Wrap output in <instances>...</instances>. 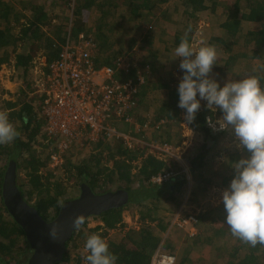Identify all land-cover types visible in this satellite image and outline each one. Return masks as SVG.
Segmentation results:
<instances>
[{
	"label": "trees",
	"instance_id": "1",
	"mask_svg": "<svg viewBox=\"0 0 264 264\" xmlns=\"http://www.w3.org/2000/svg\"><path fill=\"white\" fill-rule=\"evenodd\" d=\"M166 2L167 0H21L23 12L15 10L16 7L12 0H0V65L9 62L8 50H5L9 48L12 51H18L15 53L14 65L20 67L24 72L27 73L33 67L36 56L44 57L41 67L43 71H46L47 65L58 57L61 46L69 38L76 37L79 33H85L89 34L95 43L94 62L96 65L115 67L114 63L117 57L126 56V61L130 63L128 69L126 71L117 68V78L120 81L127 78L137 81L135 76L139 71L145 78H148L147 71L151 68L152 62L146 61L141 64L135 59L133 48L137 43L134 37L127 38L128 41L123 42L122 45L119 44V41L125 38L123 35H126L123 33L126 28H122L123 24L120 25L119 21L123 17L128 22L139 23L141 18L148 14L149 16L158 15L155 12ZM180 3L186 10V24L184 31L175 33L173 36V43L176 46L185 36L191 43L198 20L197 14L206 9L213 11L219 4L215 0H180ZM225 6V19L219 23L222 35L211 36L208 39V44L223 48V51L229 53L227 60L235 62L236 58L246 56L245 52L236 51L234 46L236 42L244 40L246 44H251V56L262 58L264 53V0H229ZM93 11L96 14L95 18L91 20L93 23L91 24L89 23V14ZM161 14L164 15L165 11ZM157 17L159 19V15ZM247 20L261 22V27L249 30L242 35L239 32L240 24ZM120 26L121 28L117 30L116 28ZM140 41L146 45L147 49H145L149 52L152 42L151 35L145 34ZM115 43H118L119 46L116 47ZM124 47L127 49L126 51H131L130 56L127 55L129 53L125 55L122 51ZM149 54L152 58L155 57L153 52H149ZM261 74L253 73L252 75L261 76L260 83L264 86V74ZM145 78L142 83L137 84L135 105L129 113L136 119H142L145 117L143 114L148 111L143 108L150 101L146 99L149 90L153 87L166 90L165 97L153 111V118L155 122H158L157 124L152 123L154 129L150 131L160 127L169 130V126L178 123L181 114L184 115V110L177 106L178 85L158 81L151 86L147 84L148 79L145 80ZM33 87H30L33 92L29 96L25 95L17 100L1 99L3 104L0 110L7 112L9 119H17L14 127L19 135L15 140L0 145V264H11V257L13 264H27V259L33 250L25 237L24 230L9 213L3 200L2 181L10 161L15 163L16 185L21 195L27 202L33 200L31 204L46 220H51L58 213L61 204L67 200H62V203L60 201L69 183L77 186L79 191H81V185L86 184L96 193L107 191L113 185L116 186L115 189L140 192L135 200L111 207L98 214L89 215L88 217L99 219L100 223L89 227L86 218L66 240L64 251L54 264H86L84 257L87 253L84 250V245L87 236L92 233L101 235L107 241L109 250L118 257L116 264H149L161 240L159 232H155L154 227L164 230L170 222L164 215H158V210L161 207L160 200L163 199L164 202H168L167 204L176 203V195L181 192V185L187 181L186 173L177 171L184 172L185 168L181 166L179 169H171L176 164L179 165L178 160L146 152L144 149H153L151 144L146 143L140 148L137 143L132 148L134 151H131V148L124 145L121 138L98 137L97 141H88V145L90 144L91 147L85 151L86 158L84 160L77 162L72 158L76 153L71 149L78 146L76 143L63 153L62 172H51L47 167L49 151L44 153L42 148L48 150L55 138L48 137L43 133L44 118L41 114L43 95L35 93ZM213 115L205 107V103L201 102L194 121L189 124L191 129L202 133V141L196 153L185 157L189 171L197 179L199 186L205 180L203 179V168L208 154L222 133V131H213L206 122V118L208 116L214 118ZM120 119H114V125L119 130L128 131L130 127L123 121L124 117ZM40 131L44 143L39 150L35 149L32 143L37 139ZM112 139L115 142L109 145ZM163 141L168 142V139H163ZM139 149L143 151H138ZM229 152L228 165L230 166L248 155L245 150L242 154L238 150H229ZM19 172L23 174V181L17 179ZM164 173H169V175L161 181L153 180L154 177ZM233 175L234 169L231 166L228 168L227 174L222 177L221 184L230 183ZM133 183L137 184L136 188L132 186ZM198 189L202 191L205 186H200ZM194 192L195 189L192 194ZM196 198H193L194 202L197 200ZM199 203L200 201L197 204ZM131 205L139 208V227L129 226L123 221L122 211ZM217 209H223V204L212 205L211 202H207L206 207H202L198 213L185 214L180 217V220L193 217L195 221L192 222L196 232L188 234L186 241L189 242L180 247L179 264L187 263L190 260L189 252L193 245L200 246L202 243L209 245L212 241V234L218 236L222 231H225L230 235L229 238L232 237L229 226L224 222L225 215H222ZM52 210L53 214L50 215ZM109 230L122 231L123 237L119 240L107 237ZM18 237L22 247L14 256L11 246L17 241L11 238ZM3 238H8L9 241L5 242ZM231 242L232 255H236L238 250H246L236 264H264V244L258 243L253 247L237 237H232ZM161 246L163 245L161 244ZM171 248L174 249L170 247L164 250L171 252ZM6 256H9L7 260L4 258Z\"/></svg>",
	"mask_w": 264,
	"mask_h": 264
},
{
	"label": "rangeland",
	"instance_id": "2",
	"mask_svg": "<svg viewBox=\"0 0 264 264\" xmlns=\"http://www.w3.org/2000/svg\"><path fill=\"white\" fill-rule=\"evenodd\" d=\"M215 1L219 2V4H217L213 11L206 9L197 14L198 20L196 22L194 34L192 35V44L198 45L201 41L208 44V39L211 36L222 35L219 23L221 20L225 19V3H228L229 0ZM163 11H165L164 15L161 14ZM185 12V7L180 3V0H167V2L161 5L159 10L155 12L159 15V19L157 17L158 15L149 16L148 14L147 16L141 18L139 23L128 22L126 18L123 17L119 21L120 25L123 24L122 28H126V31H123L126 35H123L125 38L120 40V43H118L122 45L123 42L128 41L127 38L134 37L137 43V45L133 48V55H135V59H137L141 64L146 61L148 63H150V61L152 62V66L150 65L151 68L148 71V78L144 77L145 80L148 79L146 82H148L147 84H150L151 86L153 84L155 85L158 81L178 85V82L182 77V71L179 68L181 58H175L174 50L176 45L173 43V36L175 33H179L180 31L182 32V30L184 31V26L186 24ZM95 14V11L89 14V23L93 24L91 20L95 18ZM260 27L261 22L248 20L242 21L239 32L244 35L247 31L256 30ZM119 28H121V26L116 29L118 30ZM145 34H150L152 37L149 52L154 53V58H152L148 50H146V45L140 41ZM118 43H115L116 47L119 46ZM234 46L236 51H243L246 53L245 57L236 58L235 62L228 61L227 56L229 53L223 51V48L215 46L217 52L216 65L213 66L212 72L209 75L218 80L221 85H223L228 79H239L247 75H252L253 73L264 74V53L262 58L252 57L250 51L251 44H246L244 40L236 42ZM126 50L127 49L124 47L122 51L125 55L126 53H129L127 55L130 56L131 51ZM13 63L14 59L0 65V108L3 104L1 100L3 98L17 100V98H23L25 95H31L33 91L30 87L32 88L34 86L33 88H35V93L40 94L38 88L42 78L41 72L43 71V68L41 65L44 63V57L36 56L33 61V67H31L27 73L21 68L19 69L18 67H15ZM28 83L30 84L28 85ZM165 92L166 90H159L154 87L149 90L146 99L150 101L143 109L145 110L150 108L155 111L156 107H158L162 99L165 97ZM201 102L206 104L205 101ZM213 114V119L221 116L219 109H217V111ZM16 120L17 119H9L13 126L17 122ZM164 129L166 128L160 127L154 131L136 134V139L139 140L138 146L140 148L146 143L153 144L151 147L153 148L152 150L150 148L148 150L144 149L146 152H153L159 156L165 155L172 157L176 161L178 160L177 163H179V165L176 164V166L171 167V169H179L181 166L185 168V170L181 168L184 172H181L180 170L177 171L179 173H186L187 181L181 185V192L176 195V203L173 202L167 204L168 202H164L163 199L160 200L161 207L158 210V215H164L166 219L170 220V222H168L164 230H159L158 227H154V231L159 232L158 235L161 239L156 249L159 248L164 250L166 248L169 249L170 247H173L174 249L171 248V252L176 256L175 264H179L178 255L180 247H182V244L189 242L186 241V239L188 238L187 235L189 234V231L192 230V224L188 223V221L182 223L179 221L180 217L185 214L198 213L202 207H206L207 202H211L212 205L223 204L221 194L223 190L228 187L229 183L221 184V182L222 177L227 174L228 168H231V166L228 165L229 150H238L242 154L244 149L237 147L238 141L230 129L223 130L218 136V139L215 141L214 146L206 159V164L203 168V179L205 180L200 184V186H205V189L200 191L198 189L200 188L199 184H197L198 181L192 176L191 171H189V166L185 157L196 153L199 148L198 146L202 141V133L191 129L187 121H185L183 114H181L180 123L169 126V130ZM41 134L42 133L40 131L37 135V139H35L32 143V146L35 149L40 150L43 147V135ZM166 138L168 139V142L163 141V139ZM114 142L115 141L112 139L109 145H112ZM163 143H166L169 146L167 150L166 148H164L165 150L158 148V146L160 147ZM90 147L91 145H88V143L81 146L78 145L77 147L74 146L71 151H74L76 154L72 158L76 159L75 161L77 162L82 159L84 160L86 158L85 151H87ZM42 149H44V153L45 151H49V149L46 150V148ZM131 151H134V149H131ZM138 151L143 150L139 149ZM58 172L61 173L62 170ZM17 179L19 181H23V174L20 172L17 173ZM132 186L136 188L137 184L133 183ZM115 187L116 186L114 185L112 187L110 186L107 191L116 190ZM194 189L195 192L192 194ZM79 193V188L69 183L66 187L65 193L63 194V198H61L60 201L68 198H74L78 196ZM194 197H197L195 202L193 201ZM198 201H200L199 204H197ZM29 202L33 203V200H29ZM217 211H219L222 215H225L224 208L221 210L217 209ZM52 214L53 210L50 212V215ZM122 217L123 221L127 223V225L132 227L140 226V212L138 206L131 205L125 208L122 211ZM87 219V225L89 227H93L100 223L97 218L88 217ZM216 219L219 220V218ZM152 223L154 224L155 222ZM123 234L124 233L122 231L109 230L107 237L110 236L112 239L116 238L119 240L123 237ZM229 236L230 235L227 232L222 231V233L218 234V236L212 234V241L209 245H206V243H202L200 246L193 245L191 247V251L189 252L190 260L184 264H236L237 260L244 255L246 250H238L236 255H232L231 240L232 237L235 236L232 234L231 238H229ZM11 239H16L17 241L13 246H11V252L15 256V253L20 251L22 243L19 237ZM3 240L5 242L9 241L8 238H3ZM161 244L163 246H161ZM234 246L235 245L233 244V247ZM9 256L4 258L7 260ZM11 264H13L12 257Z\"/></svg>",
	"mask_w": 264,
	"mask_h": 264
},
{
	"label": "clouds",
	"instance_id": "3",
	"mask_svg": "<svg viewBox=\"0 0 264 264\" xmlns=\"http://www.w3.org/2000/svg\"><path fill=\"white\" fill-rule=\"evenodd\" d=\"M174 52L175 58H181L177 106L184 110L185 121L191 124L201 101H205L210 112L215 113L217 109L221 112L219 118H206L209 127L213 131L230 129L238 141L237 147L248 153L231 165L234 175L221 194L224 222L240 240L253 247L264 244V86L260 83L261 76L228 79L221 85L209 75L216 65L215 46L202 41L194 45L185 36ZM18 135L7 112L0 111V145L15 140ZM82 223V217L74 221L76 227ZM49 236L56 237L55 226L49 229ZM84 250L86 264H116L118 259L97 233L87 236Z\"/></svg>",
	"mask_w": 264,
	"mask_h": 264
},
{
	"label": "built area",
	"instance_id": "4",
	"mask_svg": "<svg viewBox=\"0 0 264 264\" xmlns=\"http://www.w3.org/2000/svg\"><path fill=\"white\" fill-rule=\"evenodd\" d=\"M94 47L89 34L79 33L61 46L58 57L47 65L46 71L41 72L38 90L43 95V133L55 138L49 147L47 161V167L53 173L61 170L63 153L76 143L81 146L89 140L97 141L98 137H116L132 149L139 142L136 134L144 133L149 126V123L138 125L136 118L129 113L135 105L137 84L144 81L143 74L138 72L135 76L137 81L132 78L120 81L116 69L127 71L130 64L127 57H117L115 67L96 65ZM122 117L130 127L128 131L119 130L114 125L113 120ZM158 148L167 150L169 146L163 143ZM168 175L164 173L153 180L161 181ZM179 221L192 224L189 234L196 232L193 217ZM175 261L174 253L158 248L149 264H175Z\"/></svg>",
	"mask_w": 264,
	"mask_h": 264
},
{
	"label": "water",
	"instance_id": "5",
	"mask_svg": "<svg viewBox=\"0 0 264 264\" xmlns=\"http://www.w3.org/2000/svg\"><path fill=\"white\" fill-rule=\"evenodd\" d=\"M1 188L9 213L22 227L26 239L33 247L27 264H54L61 257L66 240L76 228L74 221L77 217H82L85 221L91 214L120 206L140 195L137 190L126 189L96 193L86 184H82L78 196L65 200L58 213L51 220H46L21 195L16 185L14 161L9 162L4 172ZM52 226L56 228L55 238L49 236Z\"/></svg>",
	"mask_w": 264,
	"mask_h": 264
},
{
	"label": "crops",
	"instance_id": "6",
	"mask_svg": "<svg viewBox=\"0 0 264 264\" xmlns=\"http://www.w3.org/2000/svg\"><path fill=\"white\" fill-rule=\"evenodd\" d=\"M13 2H14V5H15V10L17 9L18 11L19 10H21V11H23L24 12V8L22 7V5H21V0H12ZM5 49V48H4ZM5 50H8V61H10V60H12V59H14L15 58V53L16 52H18V51H12L11 49H9V48H6ZM12 53H11V52ZM13 65H14V63H13ZM15 67H18V66H16V65H14ZM19 69H20V67H18ZM150 112V113H149ZM149 113V114H148ZM145 117H143L142 119H136V122L138 123V125H141V124H145V123H149V126L145 129V132H147V131H149L150 132V130L151 129H154V126L152 125V123H154V124H157V122H155V119L153 118V110L152 109H148V111L147 112H145L144 114H143ZM180 121H181V119H180ZM180 121L178 122V123H180ZM163 126V125H162ZM142 128H143V125H142Z\"/></svg>",
	"mask_w": 264,
	"mask_h": 264
},
{
	"label": "flooded vegetation",
	"instance_id": "7",
	"mask_svg": "<svg viewBox=\"0 0 264 264\" xmlns=\"http://www.w3.org/2000/svg\"><path fill=\"white\" fill-rule=\"evenodd\" d=\"M104 192H105V191H104ZM30 256H31V254H30ZM29 258H30V257H28L27 262H28ZM22 263H23V262H22Z\"/></svg>",
	"mask_w": 264,
	"mask_h": 264
}]
</instances>
